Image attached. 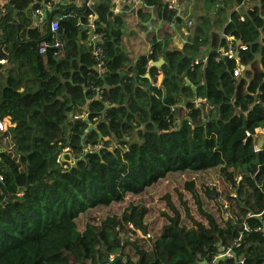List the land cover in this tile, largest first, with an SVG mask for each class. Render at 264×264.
I'll return each instance as SVG.
<instances>
[{
	"label": "trees",
	"instance_id": "trees-1",
	"mask_svg": "<svg viewBox=\"0 0 264 264\" xmlns=\"http://www.w3.org/2000/svg\"><path fill=\"white\" fill-rule=\"evenodd\" d=\"M66 1L43 29L16 16L49 0L0 8V172L14 182L7 193L0 185V264H210L231 248L217 264H264V151L247 137L264 128V0H203L221 31L210 34L203 16L182 49L169 31L161 36L180 35L181 2L178 16L174 0H145L137 17L154 48L135 61L122 50L125 13L114 0ZM92 27L105 50L101 73L83 46ZM228 37L240 77L220 54ZM70 156L85 160L72 167ZM210 169L225 179L222 192ZM178 174L188 177L164 186L168 205L141 198ZM131 195L140 198L125 201Z\"/></svg>",
	"mask_w": 264,
	"mask_h": 264
},
{
	"label": "rangeland",
	"instance_id": "rangeland-1",
	"mask_svg": "<svg viewBox=\"0 0 264 264\" xmlns=\"http://www.w3.org/2000/svg\"><path fill=\"white\" fill-rule=\"evenodd\" d=\"M70 0L66 1L67 3ZM181 2V5L183 6V12H182V22L177 24V27L180 29V35L177 33L175 34H171V31L169 30V28H162L161 29V36L165 37V31H169V35H170V39H173V46L179 49L183 48V42H187L189 40L190 37H192L194 34H196V30L197 27L200 25H204L205 24V20L202 19L203 16H207V18L209 19L208 24L206 25V29L209 28V32L210 34H212V32L215 33H220V29L217 28V26L212 27L210 24V21L212 22V18L213 20L216 19L217 14L216 13H212L211 16L208 14L207 11V4L206 2H204L203 0H179ZM81 2H84V0H81ZM172 3L178 4V0L172 1ZM251 4L250 3H246V5H244V7H242L243 10H248L250 9ZM140 9L139 7L135 8V11H131V12H127L124 14L125 17V25L123 27V41H122V50L129 54V56L132 57V59L135 61L138 59L139 56L141 55H149V52L154 48H152L151 45V41H149V34L150 32H152V28L149 27L148 28L145 27L143 28L141 26V21L140 19L137 17V10ZM56 16H59V14L57 13ZM29 18L23 17V15H18L16 16V20L19 23H23L28 27H33V20H32V15L27 16ZM202 19V22H201ZM168 22H173L172 18H168L167 19ZM189 21L192 22V24H189ZM170 24V23H169ZM172 36V37H171ZM156 51V49H155ZM209 49H203V54L204 56H206V54L208 53ZM156 53V52H155ZM158 55V54H157ZM8 67V65L6 66ZM157 78H158V82L156 83V86H160L161 82L164 78L163 73H159L157 72ZM207 172H209V175H207L208 179L210 180V182L212 184H215V188H217V190L219 192H222L224 189V184H225V179L220 175L218 169H210ZM193 176V174H192ZM177 177L181 178V179H186L188 176L187 175H181L178 174L177 176H175L174 178H172L171 180L165 182L163 185H161L160 187H158L155 190H151L149 191V193L147 192H143L141 195V198H146V199H151L150 202V207H155L156 203L159 202H164L165 204L168 205V203L166 201H164L163 199H165V197L167 195H170L171 200H172V195L168 192H164V186L168 183L171 184V182L175 179H177ZM9 181L11 185H14V182L12 181V179H9L5 182L4 186L5 188L4 193H7V188L9 187ZM147 189V188H146ZM129 197H134V198H140V195L136 196V195H131L128 196L125 201L129 198ZM173 202V201H172Z\"/></svg>",
	"mask_w": 264,
	"mask_h": 264
},
{
	"label": "built area",
	"instance_id": "built-area-1",
	"mask_svg": "<svg viewBox=\"0 0 264 264\" xmlns=\"http://www.w3.org/2000/svg\"><path fill=\"white\" fill-rule=\"evenodd\" d=\"M61 1L62 0H49V3L43 2L40 9L34 10L33 17H32L33 27L43 29L48 19V18L47 19L44 18V14L46 12H49L48 14H50L52 9L56 7V5L59 4ZM5 2L6 0H0V8L3 6ZM114 2H115L114 11L115 13H119V9L122 4L129 5L133 9H135L137 7L139 8L142 7L145 0H114ZM170 8L173 11L175 12L177 11L180 13V10L178 9V7L170 5ZM60 20H61V17L57 16L51 21L50 28L52 32L58 31L59 26H60ZM93 20H95V18ZM189 24H192V22H189ZM99 37L100 36L95 34L94 28L92 27L90 34H89V38L87 39L86 42H88L89 47L94 48V56L96 57L98 61L97 70L99 73H101L105 65V50L99 43L100 42ZM233 40H234V37L227 38L228 48L226 50H221L220 54H221V57L236 61V63L238 64V68L235 71L234 75L235 77H240L245 67L242 66L241 58L238 55V51L232 47ZM56 48H59V44L56 45ZM241 48L246 49V47L244 46H241ZM46 50H47V44L43 43L40 46V52L44 54L46 53ZM0 64H6V60L0 59ZM93 90L96 92L97 96L100 97L101 92H102L101 89L99 87H93ZM203 102L204 101L202 99L196 100L197 106H200V104ZM5 130H6L5 124L2 121H0V131H5ZM247 137H253L256 140V145L254 146L255 153H260L264 151V128H256L254 133H252L251 131H248ZM65 152H69V149H67ZM6 181H7L6 177L0 172V185H2L4 188H5L4 184ZM249 217L251 216L249 215ZM258 231H260V229H258ZM233 257H234V254L231 248L227 250L225 253L218 255L216 257V260L210 264H217L218 260L221 258L232 259Z\"/></svg>",
	"mask_w": 264,
	"mask_h": 264
},
{
	"label": "water",
	"instance_id": "water-1",
	"mask_svg": "<svg viewBox=\"0 0 264 264\" xmlns=\"http://www.w3.org/2000/svg\"><path fill=\"white\" fill-rule=\"evenodd\" d=\"M48 13L49 12H46L45 14H44V18H48ZM180 15V13L178 14V16ZM173 27H174V25H173ZM164 64V60L163 59H161V60H159L158 62H153L151 65H150V67H161L162 65ZM147 77H149V75H147ZM152 88H156V87H153L152 86ZM92 129H94V127L93 126H90V128H89V130L87 131V134L92 130ZM86 134V135H87ZM94 153H97V154H99L100 153V149L99 150H97L96 152H94ZM65 157V155H63V158ZM83 160H85V156H83V157H81L80 159H75V158H73V157H71L70 156V160H68V163H70L71 165H72V167H76L77 165H78V163L79 162H81V161H83ZM261 172L264 174V165L261 167ZM122 258L120 257V256H118V257H116V258H114L113 260H107V263H109V264H117V262L119 261V260H121ZM103 264V263H102Z\"/></svg>",
	"mask_w": 264,
	"mask_h": 264
},
{
	"label": "crops",
	"instance_id": "crops-1",
	"mask_svg": "<svg viewBox=\"0 0 264 264\" xmlns=\"http://www.w3.org/2000/svg\"><path fill=\"white\" fill-rule=\"evenodd\" d=\"M94 1H96V0H84V2H81V0H75V2H74V4H77V5H79V6H81L82 4H85V3H87L88 2V5H92L93 3H94ZM98 1V0H97ZM175 1V0H174ZM171 5H173V6H176V7H178V9L180 10V11H182V8H181V6L179 5V4H175V3H170ZM131 11H135V9H133L131 6H129V5H125V4H122L121 6H120V9H119V13L121 14V13H127V12H131ZM168 21V20H167ZM145 25H148L147 23H145ZM84 45L83 46H89L88 45V42H85V43H83ZM161 60V59H160Z\"/></svg>",
	"mask_w": 264,
	"mask_h": 264
}]
</instances>
